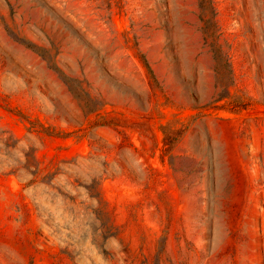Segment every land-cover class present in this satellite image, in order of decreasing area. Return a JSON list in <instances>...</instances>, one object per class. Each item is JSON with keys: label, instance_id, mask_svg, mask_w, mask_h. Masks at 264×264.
<instances>
[{"label": "rangeland", "instance_id": "374dc122", "mask_svg": "<svg viewBox=\"0 0 264 264\" xmlns=\"http://www.w3.org/2000/svg\"><path fill=\"white\" fill-rule=\"evenodd\" d=\"M140 1L0 0V264H264V0Z\"/></svg>", "mask_w": 264, "mask_h": 264}, {"label": "trees", "instance_id": "16d2710c", "mask_svg": "<svg viewBox=\"0 0 264 264\" xmlns=\"http://www.w3.org/2000/svg\"><path fill=\"white\" fill-rule=\"evenodd\" d=\"M199 2L203 10L206 11L211 8L212 0H199ZM208 22L209 24L207 28L213 25V22H210V21ZM220 51H221L220 49H215V54H218ZM228 66L230 67L229 64ZM216 67H217L216 68L217 77L219 76V80H218L219 84L220 85L224 84L223 81H224L225 76L221 75V73L223 72V68L221 66L220 61L219 62L217 61ZM217 88H218V84H217ZM215 96H217V99L220 100V99H223L224 97H229V94L228 93L226 95L216 94ZM243 105L244 104L234 105V103L228 102L226 105V108L227 109H239V108H243L244 107ZM24 119L28 121L27 118H24ZM38 124L40 125V128H36L34 127V125L26 126L27 132L29 134L38 135L39 138H40L39 134H46V135L54 134L53 132H50L49 130L45 129L40 122H38ZM179 137H181V134H179V136L175 140L177 141ZM173 140H174L173 138L171 139L169 138V136H165V145L169 146ZM19 141L20 139L16 135H14L13 133H10L9 136L5 139H2L1 142H3L5 148L9 152L10 150L15 149L17 147V144ZM21 149L24 152L26 159L24 162L18 161L20 167L16 168L15 170H12L10 173H17L20 176L25 187H30L39 182L44 181V178H42V174L44 170L41 168V164H40V161L37 155V151L39 149L38 146H35L34 144H31V145L29 144L27 148L22 147ZM45 176H47V174Z\"/></svg>", "mask_w": 264, "mask_h": 264}, {"label": "bare ground", "instance_id": "6f19581e", "mask_svg": "<svg viewBox=\"0 0 264 264\" xmlns=\"http://www.w3.org/2000/svg\"><path fill=\"white\" fill-rule=\"evenodd\" d=\"M134 3H135V2H134ZM141 4H142V2H141L140 0H136V5H137L138 7L141 6ZM150 5H151V4H150ZM143 6H144V5H143ZM149 7H150V6H149ZM141 8H142V7H141ZM138 11H139V10H138ZM138 11H137V12H138ZM142 11H143V10H142ZM139 13H140V12H139ZM143 13H144V12H143ZM141 15H142V14H141ZM148 15H150V14H148ZM157 44H158V43H157ZM157 44H156V45H157ZM197 211H199V210H197ZM192 213H193L192 211L189 212V219L192 217ZM195 217H196V215H195ZM192 218H193V217H192ZM193 220H194V219H193ZM199 237H200V236L198 235V238H199Z\"/></svg>", "mask_w": 264, "mask_h": 264}]
</instances>
